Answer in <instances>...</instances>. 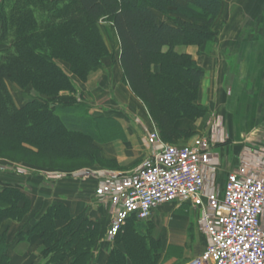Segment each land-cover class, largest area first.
Masks as SVG:
<instances>
[{
  "label": "trees",
  "instance_id": "obj_1",
  "mask_svg": "<svg viewBox=\"0 0 264 264\" xmlns=\"http://www.w3.org/2000/svg\"><path fill=\"white\" fill-rule=\"evenodd\" d=\"M220 9L221 0H0V160L68 173L54 164L106 167L98 145L122 130L112 118L89 114L83 99L75 97L79 90L73 81L85 83L112 57L98 27L105 21L118 38L122 83L144 106L159 137L168 141L193 134L177 123L207 115L208 109L196 103L204 70L176 49L211 46ZM7 83L34 96L17 108ZM30 214L25 193L14 186L0 190V264L10 263L2 225L21 223ZM152 230L151 222L128 215L107 245L105 264H158L162 248ZM101 234L97 221L84 214L72 217L57 203L17 239H39V264H90Z\"/></svg>",
  "mask_w": 264,
  "mask_h": 264
},
{
  "label": "crops",
  "instance_id": "obj_2",
  "mask_svg": "<svg viewBox=\"0 0 264 264\" xmlns=\"http://www.w3.org/2000/svg\"><path fill=\"white\" fill-rule=\"evenodd\" d=\"M159 20L163 21V17L159 16ZM212 31L214 42L208 51L197 46L176 49L189 55L204 70L196 103L210 111L205 123L181 121L177 126L193 132L202 130L204 124L207 126L196 137L211 139L212 181L215 187L214 182L220 178L224 183L223 192L227 176L237 169L241 157L251 161L264 157V0H221ZM100 32L109 52L113 53V62L105 58L85 83L76 78L73 81L82 99L90 102L89 114L112 118L122 130L118 138L98 145L103 162L110 168L79 169L63 176L59 172L0 160V190L6 186L17 187L31 202L28 218L21 223L5 222L1 227L10 245L9 264L43 262L39 239L35 237L26 243L18 241L17 236L22 229H29L47 207L57 203L65 204L72 217L84 214L101 225V238L90 264H105L107 245H112V240L106 241L110 216L108 209L96 200L94 190L102 176L134 173L155 150L147 143V136L155 126L141 102L122 83L116 33L113 28ZM60 66L67 71L65 66ZM8 84L11 83H7V88ZM11 85L17 89L8 88L17 108L30 101L31 98L22 101L24 98L17 91L25 97L33 92L26 93ZM62 96L64 101L69 99L66 93ZM222 192L219 190L220 197ZM190 214L196 217L191 219ZM200 214L201 210L188 201L163 204L152 212L147 221L153 225L152 238L162 248L158 264H181L179 259H194L203 254L207 240L200 230ZM195 232L200 235L198 239ZM169 250H176L179 255L169 256Z\"/></svg>",
  "mask_w": 264,
  "mask_h": 264
},
{
  "label": "built area",
  "instance_id": "obj_3",
  "mask_svg": "<svg viewBox=\"0 0 264 264\" xmlns=\"http://www.w3.org/2000/svg\"><path fill=\"white\" fill-rule=\"evenodd\" d=\"M210 140L195 137L188 146H163L154 130L147 143L155 150L134 173L102 176L94 196L108 209L107 239L130 214L148 220L158 206L188 201L201 210L207 245L185 264H264V157H241L220 197L212 181Z\"/></svg>",
  "mask_w": 264,
  "mask_h": 264
},
{
  "label": "rangeland",
  "instance_id": "obj_4",
  "mask_svg": "<svg viewBox=\"0 0 264 264\" xmlns=\"http://www.w3.org/2000/svg\"><path fill=\"white\" fill-rule=\"evenodd\" d=\"M101 24H103V25H101ZM101 25V27H99ZM98 27H99V31L101 30L102 31V33L104 32V30H106L107 28H109V30H112V26H111V24L110 23H108L107 21H105V22H100L99 23V25H98ZM101 33V32H100ZM105 35V34H104ZM103 38V37H102ZM108 38H107V36H106V41L108 42ZM107 47V46H106ZM111 47V46H110ZM211 46L210 45H207V47H206V50H205V52L206 51H208L209 50V48H210ZM108 49V48H107ZM110 50V48L108 49V51ZM113 50V49H112ZM177 50H179V49H177ZM109 53H111V52H109ZM112 54V57H107V58H110L111 59V61L113 62V53H111ZM8 88H10V90H12V88H14L15 90H17L16 89V87L15 86H13V85H11V84H8ZM9 90V89H8ZM17 94H18V96H23V98H24V100H22V101H24V102H27L30 98H32L33 96H34V94H32L31 96H28L26 93V97L24 96V95H21L18 91H17ZM75 97L77 98V101L78 100H82V96L79 94V93H77L76 95H75ZM84 99V98H83ZM84 101V104L87 106V108H88V110L90 111L91 109H89L91 106H90V102H87V100L85 101V100H82L81 102H83ZM87 104H86V103ZM16 105V104H15ZM146 110V109H145ZM97 114H100V113H97ZM100 116H101V114H100ZM209 116H210V111L208 110V113H207V115L203 118V119H199V120H202L204 123L206 122V120H208V118H209ZM211 119V118H210ZM99 124H101V125H104L105 124V122H100ZM107 126V125H106ZM207 126L204 124V126H203V128H202V130H198L199 132H194L193 134H186L185 136H183V137H179V138H173V139H171V140H168V141H166V140H163V139H161L160 137H159V135H158V133H157V136H158V138H159V141H160V143L163 145V146H174V147H184V146H188V145H190L191 143H192V141H193V139L200 133V131H204V129L206 128ZM155 131L157 132V130H156V128H155ZM111 136L110 135H107V134H103V138L104 139H107V138H110ZM39 163H43L42 161H40ZM46 163V162H45ZM55 167H57V168H61V169H63V170H69L70 172L68 173V172H59L58 174L59 175H63V176H68V175H70V173H71V171H74V170H78L79 168H83V169H90V168H87L88 166L87 165H84V166H81V164L79 163V162H56L55 164ZM102 165V164H101ZM104 166H107V167H109L110 168V166H108V165H104ZM71 169V170H70ZM81 170V169H80ZM43 171V170H42ZM55 173V172H54ZM72 174V173H71ZM218 178H219V176H218ZM214 184H215V189L217 190L218 189V191L220 190L221 192H222V188H223V181L221 182L220 181V178L219 179H217V181H215L214 182ZM223 193V192H222ZM201 215V214H200ZM189 217H191V219H194V217H196V215L194 216V215H192V214H190L189 215ZM195 237H196V239H198L199 237H200V235L197 233V232H195ZM106 241H111V240H108L107 238H106ZM177 253V251L176 250H172V251H170L169 250V256H171V254H176ZM177 255H179L178 253H177ZM191 259H179L178 260V262L180 263V262H182L181 264H185L186 262H188V261H190Z\"/></svg>",
  "mask_w": 264,
  "mask_h": 264
}]
</instances>
